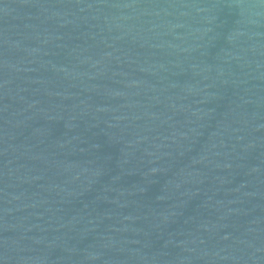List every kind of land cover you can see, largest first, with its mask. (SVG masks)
<instances>
[{
    "label": "water",
    "instance_id": "water-1",
    "mask_svg": "<svg viewBox=\"0 0 264 264\" xmlns=\"http://www.w3.org/2000/svg\"><path fill=\"white\" fill-rule=\"evenodd\" d=\"M0 264H264V0H0Z\"/></svg>",
    "mask_w": 264,
    "mask_h": 264
}]
</instances>
